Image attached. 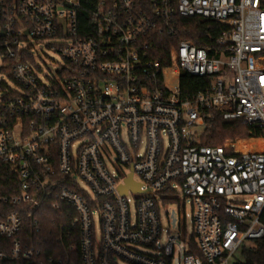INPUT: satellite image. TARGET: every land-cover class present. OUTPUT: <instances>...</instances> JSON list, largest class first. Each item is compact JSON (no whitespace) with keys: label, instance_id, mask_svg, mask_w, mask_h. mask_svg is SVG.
Returning <instances> with one entry per match:
<instances>
[{"label":"built area","instance_id":"obj_1","mask_svg":"<svg viewBox=\"0 0 264 264\" xmlns=\"http://www.w3.org/2000/svg\"><path fill=\"white\" fill-rule=\"evenodd\" d=\"M176 16L227 24L224 49L181 39L169 64L154 58ZM40 43L64 64L44 73ZM263 52L262 0H0V264H264L249 256L264 239V149L201 142L208 109L264 140ZM182 72L217 80L183 99ZM130 173L140 190L123 193ZM177 189L193 231L163 240L158 192ZM48 209L68 219L50 255Z\"/></svg>","mask_w":264,"mask_h":264},{"label":"trees","instance_id":"obj_2","mask_svg":"<svg viewBox=\"0 0 264 264\" xmlns=\"http://www.w3.org/2000/svg\"><path fill=\"white\" fill-rule=\"evenodd\" d=\"M139 4L145 0H137ZM264 6V0H262ZM227 24L201 17L176 16L177 34L170 37L166 34L158 35L153 57L159 58L163 64H169L171 52L175 49L177 42L181 39L192 41L198 47L206 48L211 55H217L224 46L218 43L223 30ZM264 58V52L262 53ZM214 82V76H194L186 72L181 74V97L192 98L198 91L204 90ZM210 117L207 119V126L201 137L202 144L223 145L229 153L243 152L242 148L252 151L262 146L261 138L263 133L260 127L254 124L244 123L241 120L225 119L222 113L216 109H208ZM11 177L3 180L1 186L5 192H12L9 188ZM61 223L68 224V219L54 209H48L41 220L42 231L40 237L45 243L44 252L46 255L55 254L54 247L57 246V227ZM259 246L250 251L252 260L261 261L264 256V239L258 240ZM1 248V244H0ZM194 253H198L194 250Z\"/></svg>","mask_w":264,"mask_h":264},{"label":"rangeland","instance_id":"obj_3","mask_svg":"<svg viewBox=\"0 0 264 264\" xmlns=\"http://www.w3.org/2000/svg\"><path fill=\"white\" fill-rule=\"evenodd\" d=\"M26 43L22 42L21 46H25ZM35 50L33 53L38 57V62L43 68L44 73H48L50 71H55L61 65L64 64L63 59L59 55L58 51L47 47L46 45L40 43L35 46ZM261 63L264 64V58H262ZM2 66V61L0 59V67ZM0 79H4L9 85H12L11 81L0 71ZM217 80V76H214V81ZM258 138L256 140H260ZM262 140V139H261ZM262 146L256 149H264V140H262ZM242 150L247 151L246 148H242ZM159 197L157 198V206L160 215V222L163 233V240L166 239L168 234H177L181 233L182 236L188 237L192 234L193 231V207L191 202L185 199L182 196V192L180 189H177L174 192H168L167 190H163L158 192ZM131 198L137 197V194H131ZM242 257L241 251H238L235 259H239Z\"/></svg>","mask_w":264,"mask_h":264},{"label":"water","instance_id":"obj_4","mask_svg":"<svg viewBox=\"0 0 264 264\" xmlns=\"http://www.w3.org/2000/svg\"><path fill=\"white\" fill-rule=\"evenodd\" d=\"M140 183L133 180V174L130 173L129 177L126 179V184L120 186V189L123 193H127L128 188L132 190H140Z\"/></svg>","mask_w":264,"mask_h":264}]
</instances>
